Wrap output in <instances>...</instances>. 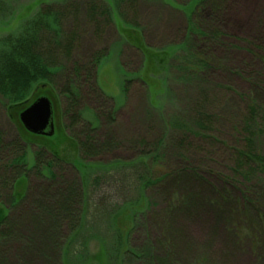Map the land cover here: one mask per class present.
Masks as SVG:
<instances>
[{"label":"rangeland","instance_id":"rangeland-1","mask_svg":"<svg viewBox=\"0 0 264 264\" xmlns=\"http://www.w3.org/2000/svg\"><path fill=\"white\" fill-rule=\"evenodd\" d=\"M4 2L2 19L9 26L2 23L0 38L18 33L22 20L41 6L56 16L58 39L67 34L77 39L70 56L56 55L58 47L54 53L47 47L53 33L42 32L44 57L58 65L56 83L31 89L21 103L0 97V209L9 208L5 214L11 223L1 229L0 264H264V232L257 243L238 233L254 221L258 235V214L240 210L244 186L230 168L247 105L254 98L264 105V0H222L216 13L204 8L197 15L194 8L193 20L203 19L220 31L212 41L192 37L195 51L211 58L210 66L193 87L170 80L165 68L153 92L148 78L133 75L147 74L148 68L140 51L126 42L127 34L120 35L118 23L127 30L136 27L151 50L180 45L188 37L184 7L189 0ZM96 57H101L98 66ZM70 91H75L71 97ZM40 96L52 101L54 131L91 139L84 156L93 168L87 185L80 184L73 165L77 156L66 143L56 148L66 162L55 160L52 178L44 169L8 166L23 151L31 163L43 141L34 138L21 149L18 121ZM179 112L200 120L205 137L190 134L184 143H178L180 137L163 143L156 151L161 156L156 169L171 176L150 191L156 203L152 213L136 220L131 212L129 218L122 215L134 198L137 212L145 209L136 182L144 167L134 165L139 159L149 164L142 153L155 151L167 134L166 117ZM60 134L53 142L61 140ZM21 173L27 183L17 185ZM20 190L27 191L25 197L10 205V194ZM111 230L123 234L120 251L114 250Z\"/></svg>","mask_w":264,"mask_h":264},{"label":"trees","instance_id":"trees-1","mask_svg":"<svg viewBox=\"0 0 264 264\" xmlns=\"http://www.w3.org/2000/svg\"><path fill=\"white\" fill-rule=\"evenodd\" d=\"M220 2H222V0H189L188 4L184 7L187 15L186 19L188 21L187 39L180 45H174L172 47L170 45L162 50H151L144 44L143 38L139 32H137L136 27L127 30L123 28L121 22H119L118 27L120 35L124 36V33L127 34L128 38L126 42L140 51L142 60H145L148 68V72L146 71L148 75H139L136 72L133 75H136L140 80L143 77V81L148 78V82L145 81V83L151 92H153L157 79H161L162 73L166 72V70L172 81H182L183 85H188V87H193L192 85L194 84L197 85L200 81V74L209 68L211 58H207L201 52L195 51L192 45V37H202L212 41L219 37L220 31L211 23L212 18L209 20L212 24L211 28L208 27V24L203 23V19L193 20V9L195 8L194 12H197V15L198 12H201L204 8H210L212 12L215 11L214 13H216L220 11ZM5 8L6 3L4 0H0V27H2V23L5 22L4 25L9 26V24H7L8 21L2 19ZM38 8L37 13L33 17L22 20L21 29L18 33L0 38V43L4 46L0 51V97L12 104L21 103L31 89H37L42 84L45 87H51L52 84L54 85L56 83L55 78L58 65L54 64L52 60H48V58L44 57L42 52L44 47L42 43L44 41L42 32L47 31L53 33L47 47L51 53H54V47H58L56 49V55L60 53L67 57L70 56V51L73 50V46L77 39L71 34H67L63 37L64 39L62 38L63 40L58 39L60 29L56 16L46 7L42 8L39 6ZM110 13L112 16H115L114 13ZM206 22L208 21L206 20ZM61 47L63 50H61ZM100 60L101 57H96L93 63L98 66L101 62ZM163 77L165 76L163 75ZM71 91L67 92L70 94V97L75 93V91ZM165 123L167 134L159 138L156 143L158 147L156 146L157 148L154 149L155 151L142 153L145 157L147 156L149 164L139 159V162L134 165H142L144 167L142 173H137L136 182L139 184L140 193H142V191L144 192L145 197L142 199H145L146 207L143 211L137 212V209L134 208L136 204L134 202L136 201L134 200L135 198L128 201L125 208L121 211V214L128 217L129 212H131L133 220H136L138 216L146 217L145 215L148 216L149 213H152V208L156 203L153 200L154 197L152 195L149 196L150 191L163 186L171 176V173L168 171L156 169V167H159L158 163L161 160V156L156 151L162 147L163 143L165 144V142L174 140L176 137H180L179 144L184 143L186 137L190 134L197 137H205L204 133L207 130L206 127L200 126V120H192L190 117L182 116L180 112L168 115ZM239 132L241 135V145L235 149L232 155V165L230 168L232 174L238 177L241 183L240 185L244 186L242 192L245 195L242 198L244 201L241 202L240 210L243 212L256 211V214H258L254 216L255 220H258V223L255 221L258 235L253 229L254 221L250 224L247 223L244 227H240L238 233L243 235L244 239L257 243L260 241L258 237L264 232L262 226L264 223V105L255 98L250 101L242 115ZM58 134H60V132L57 133V131H54V134L51 136L34 135L23 129L20 137L21 149L34 143V138H39L43 141H41L42 143L39 144L37 149L33 152V160L31 163L27 158V152L23 151L19 157L11 160L8 166L20 164L28 169L37 170L39 168L40 171L44 169L52 178L54 174L51 169L54 166L55 160L61 163L64 161L66 162L65 157L58 155L59 152H57L56 148L66 143L65 147H70L73 154L77 156V158L73 156V165L81 174L79 180L80 184H82V186L87 185L88 170L93 168L90 167V164L84 163V156H86L91 148V144L89 143L91 139L88 138L87 141L89 142H86V140L80 141L77 137H68L60 134L61 140L53 142L57 139ZM48 154L51 158L44 160V156ZM17 177H19L17 185L21 183L22 180L27 183V174L21 173ZM97 181L98 177L96 176L94 182L97 183ZM25 191L23 193L22 190H20L10 194V197H12L10 205H16L23 200L27 192ZM0 208L2 209V207ZM1 209L0 235L1 229L11 224L7 217L8 215L6 216L5 214L6 211H9V208L4 206L3 210ZM107 213L109 214V209ZM144 217H142V219ZM111 229L114 228L111 226ZM128 232L126 235H128ZM121 235L123 236L118 230H111V236L114 237L115 241V251H120L118 248L122 240ZM125 252H129V254L137 253L130 249H128V251L125 250Z\"/></svg>","mask_w":264,"mask_h":264},{"label":"water","instance_id":"water-1","mask_svg":"<svg viewBox=\"0 0 264 264\" xmlns=\"http://www.w3.org/2000/svg\"><path fill=\"white\" fill-rule=\"evenodd\" d=\"M18 117L23 129L29 133L51 136L54 132L52 101L47 96L36 98L19 113Z\"/></svg>","mask_w":264,"mask_h":264},{"label":"flooded vegetation","instance_id":"flooded-vegetation-1","mask_svg":"<svg viewBox=\"0 0 264 264\" xmlns=\"http://www.w3.org/2000/svg\"><path fill=\"white\" fill-rule=\"evenodd\" d=\"M19 115V114H18ZM19 118V117H18ZM18 121H19V119H18ZM20 123V122H19Z\"/></svg>","mask_w":264,"mask_h":264}]
</instances>
